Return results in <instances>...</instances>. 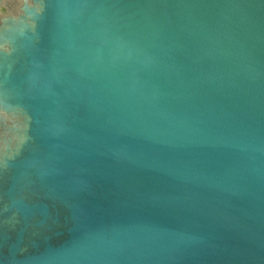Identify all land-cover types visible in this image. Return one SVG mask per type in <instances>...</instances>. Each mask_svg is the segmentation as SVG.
Here are the masks:
<instances>
[{"label": "water", "instance_id": "obj_1", "mask_svg": "<svg viewBox=\"0 0 264 264\" xmlns=\"http://www.w3.org/2000/svg\"><path fill=\"white\" fill-rule=\"evenodd\" d=\"M0 264H264V0H0Z\"/></svg>", "mask_w": 264, "mask_h": 264}]
</instances>
